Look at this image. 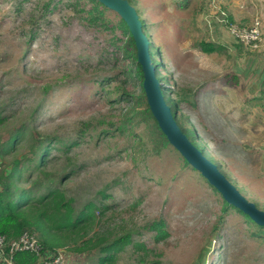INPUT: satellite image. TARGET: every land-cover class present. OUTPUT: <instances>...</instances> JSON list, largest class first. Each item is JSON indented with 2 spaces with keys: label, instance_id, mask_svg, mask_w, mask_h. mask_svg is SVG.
Segmentation results:
<instances>
[{
  "label": "rangeland",
  "instance_id": "rangeland-1",
  "mask_svg": "<svg viewBox=\"0 0 264 264\" xmlns=\"http://www.w3.org/2000/svg\"><path fill=\"white\" fill-rule=\"evenodd\" d=\"M128 1L145 23L157 77L176 102L181 126L193 128L199 149L264 211V120L256 121L264 119V96L261 110H248L249 122L240 88L227 84V76L244 73L257 82L264 60L228 34L209 0ZM92 7L90 0H0V148L22 123L36 140L48 135L47 170L75 211L93 202V231L134 230L148 249L142 256L128 245L116 264H264V236L236 209L224 208L200 172L159 140L152 121L132 111L141 108L134 103L140 84L127 74L128 36L109 8L89 23ZM202 40L221 49L204 53ZM31 145L27 136L12 153L0 151V172L30 156ZM36 174L31 170L30 180ZM27 177L23 170L18 184L28 185ZM153 220H163L165 239L144 227ZM72 247L57 250L64 264L93 263L94 253Z\"/></svg>",
  "mask_w": 264,
  "mask_h": 264
},
{
  "label": "trees",
  "instance_id": "trees-1",
  "mask_svg": "<svg viewBox=\"0 0 264 264\" xmlns=\"http://www.w3.org/2000/svg\"><path fill=\"white\" fill-rule=\"evenodd\" d=\"M90 1L93 2V7L87 11V20L89 23L102 20V8L106 9L107 7L97 0ZM226 18L228 22L234 20L233 16L228 13H226ZM141 22L143 31L149 39L150 36L146 31L145 23L143 20H141ZM118 26L127 34L128 41L126 44L130 46L129 49L124 48L125 55L131 58L133 65V67L130 66L128 68L127 74L131 79H138L140 84V92L135 96L134 103L141 106V108L137 110L132 106V111H136L142 119L151 120L159 140L162 143L168 144L169 142L166 136L160 130L146 101V96L142 87L143 74L140 64L136 61V47L133 37L122 18H119ZM198 46L204 53L219 52L221 49L217 43L205 40L200 41ZM149 50L157 77L159 62L155 59L156 52L150 39ZM157 79L159 80L158 77ZM227 79H229V83H227L229 85H234L238 82L235 76H227ZM161 89L165 101L169 105L172 115L181 130L195 146L198 148L201 147L202 145L195 139L193 128H184L181 126L180 120L182 116L176 112V102L165 93L163 87H161ZM1 112L2 110H0V124L4 121ZM29 127V124L22 123L9 134V137L2 143L0 148L2 152L12 153L15 145L21 138L29 136L32 141L29 150L31 152L30 156L25 159L14 158L10 163V167L6 169L3 168L2 172H0V234H4L8 240H12L16 239L25 229L35 231L38 233V239L44 249L56 253L61 246L72 244V250L76 253H94V264H116L117 255L121 251H124L128 245H132L137 252L143 251V253H139L145 256L148 249L143 242L134 239V230L114 236H109V233H102L98 230L93 231L96 219V205L93 202L85 204L79 212L75 211L73 199L66 195L64 189L57 184V180L54 178L53 174L47 170L51 149L49 145L50 140L47 138L48 135L36 140L33 131ZM183 161L188 164L184 158ZM30 169L32 173H37L35 180H30ZM23 170L28 172L27 183L29 182L28 185L24 186L19 185L17 182L22 179ZM65 177V175L61 176L58 179V183L62 182ZM213 189L218 192L214 187ZM222 202L224 208L232 207L243 214L246 221L256 227L255 233L264 236L263 225L255 223L248 215L228 204L223 198ZM164 226L163 220H153L144 227L149 230H154V237L156 240H159L165 239L168 236ZM14 260L16 264H32L35 262L36 258L34 254L30 252L21 251L14 255ZM151 263L157 264L159 260H153Z\"/></svg>",
  "mask_w": 264,
  "mask_h": 264
},
{
  "label": "water",
  "instance_id": "water-1",
  "mask_svg": "<svg viewBox=\"0 0 264 264\" xmlns=\"http://www.w3.org/2000/svg\"><path fill=\"white\" fill-rule=\"evenodd\" d=\"M97 1L115 11L126 23L136 47V61L141 66L143 74L142 87L146 101L168 142L190 166L200 172L228 204L241 210L255 223L264 226V211L241 194L239 189L219 170L218 166L191 142L174 119L170 107L163 96L161 83L156 77L155 66L150 56L149 39L143 31L142 22L136 9L128 0Z\"/></svg>",
  "mask_w": 264,
  "mask_h": 264
},
{
  "label": "built area",
  "instance_id": "built-area-1",
  "mask_svg": "<svg viewBox=\"0 0 264 264\" xmlns=\"http://www.w3.org/2000/svg\"><path fill=\"white\" fill-rule=\"evenodd\" d=\"M222 21L227 24L228 34L242 47L256 52H264V28L259 16L237 18L231 22L222 13ZM30 252L36 260L32 264H64L63 254L46 250L41 245L35 231L25 229L16 239L8 240L0 234V264H16L14 255L17 252Z\"/></svg>",
  "mask_w": 264,
  "mask_h": 264
},
{
  "label": "crops",
  "instance_id": "crops-1",
  "mask_svg": "<svg viewBox=\"0 0 264 264\" xmlns=\"http://www.w3.org/2000/svg\"><path fill=\"white\" fill-rule=\"evenodd\" d=\"M208 10L222 15V13L231 14L235 19L252 16H259L261 18L264 28V0H209ZM209 13V12H208ZM215 18V17H214ZM264 60V52H256ZM253 60L255 57L252 58ZM237 77V84L229 85L232 89L240 88V93L243 95V101L240 103L242 112L249 122L252 121L253 115L247 114L250 108H253V113L258 109H262V97L264 96V73L258 76L257 82L251 84L248 82L249 77L247 73ZM239 84V86H238ZM241 109V110H242ZM263 122V117H257L256 121ZM250 125V124H249Z\"/></svg>",
  "mask_w": 264,
  "mask_h": 264
}]
</instances>
